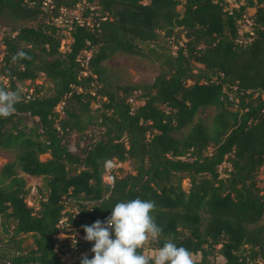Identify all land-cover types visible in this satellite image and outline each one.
<instances>
[{
    "label": "trees",
    "instance_id": "trees-1",
    "mask_svg": "<svg viewBox=\"0 0 264 264\" xmlns=\"http://www.w3.org/2000/svg\"><path fill=\"white\" fill-rule=\"evenodd\" d=\"M79 5L80 16H71ZM250 10L251 30L240 34ZM1 22L8 28L0 85L42 83L0 118V151L15 152L0 171V264H80L58 255L59 222L67 217L85 234L83 225L136 198L155 201L163 228L145 252L172 240L199 255L193 264H217V256L222 264H259L264 0H0ZM161 36L173 40L175 54ZM61 39L69 41L65 51ZM18 52L31 58L13 62ZM119 53L160 72L149 84L122 87L104 65ZM109 161L111 185L103 182ZM18 171L44 181L35 210Z\"/></svg>",
    "mask_w": 264,
    "mask_h": 264
},
{
    "label": "clouds",
    "instance_id": "clouds-1",
    "mask_svg": "<svg viewBox=\"0 0 264 264\" xmlns=\"http://www.w3.org/2000/svg\"><path fill=\"white\" fill-rule=\"evenodd\" d=\"M30 58L18 52L11 59L16 62ZM21 93L22 89L13 91L0 85V118H9L16 112V105L23 99ZM156 213L152 200L136 198L117 202L106 220L82 226L84 240L93 244L94 255L89 259L83 254L80 264H193V254L172 240H165L163 246L155 250L154 257L145 255L146 245L158 244L163 236ZM75 243L74 240L73 245Z\"/></svg>",
    "mask_w": 264,
    "mask_h": 264
},
{
    "label": "rangeland",
    "instance_id": "rangeland-1",
    "mask_svg": "<svg viewBox=\"0 0 264 264\" xmlns=\"http://www.w3.org/2000/svg\"><path fill=\"white\" fill-rule=\"evenodd\" d=\"M83 9V5H79L76 10H74L71 14L73 17H79L80 13ZM180 9V7H178ZM254 10H250L248 15L244 16V21L241 22L240 29L239 31L240 34L248 32L251 30V25L252 22L248 19L250 15ZM61 20H59L58 23H60ZM8 28L7 24L5 22L0 23V32H1V37L4 34V30ZM159 42L165 43L168 48L172 51V54H175V51L177 47L172 43L173 40H167L163 39L162 36L159 39ZM69 44V41L67 39H61L60 41V50L65 51L67 49V45ZM108 68H111L113 71L117 73L118 79H119V84L122 87H132V86H142L144 84H149L153 81V79L159 74L160 68L157 64L150 62L149 60H146L144 58H140L138 56H132V55H126V54H116L114 57H112L110 60L106 61L104 63ZM42 83L41 79H38L37 82L31 83L30 81H25L23 84H20V88L22 89L23 93H31L32 90L34 89L35 85L38 84L40 85ZM140 93L137 92L134 94V97L131 98L130 102L133 101V105H138L140 104L139 101L135 99V97L139 96ZM97 105L92 104V108H96ZM212 115V110H207L203 113L202 117L203 118H210ZM92 130L89 131L91 133ZM75 137L73 136L72 142L75 144ZM49 156L43 155L40 156V160L44 161L48 159ZM15 160V152H1L0 151V171L3 166H5L8 163H12ZM104 170L105 174L103 175V182L105 184L108 183V171L111 170L112 165L107 163L104 164ZM125 172H129L131 165L130 163L123 164L121 166ZM18 176L21 177L24 182H25V187L28 189V194L25 198V202L28 207H31L33 210L37 209L38 207V202L44 197L45 195V186H44V181L42 178L38 177H32L23 174L22 172L18 171L17 172ZM259 179L264 182V165L260 169L259 172ZM183 188L187 189L188 188V182L185 180L183 182ZM64 205L66 207V212L71 213L74 212L76 215V210L77 207L73 205L72 202H70L67 198L64 199ZM73 215V216H74ZM64 221H67V217L63 219ZM264 222V219H263ZM61 238V236H59ZM23 245L26 248H31L32 247V239L27 236L23 238ZM148 245V244H147ZM146 245V246H147ZM63 248L58 249V253H63ZM146 255L150 257L155 256V250H146L145 252ZM216 262L217 264H222L223 261L222 259L217 256L216 257ZM78 258H75L69 262L75 261ZM193 260L199 259V255L192 256ZM68 262V263H69Z\"/></svg>",
    "mask_w": 264,
    "mask_h": 264
},
{
    "label": "built area",
    "instance_id": "built-area-1",
    "mask_svg": "<svg viewBox=\"0 0 264 264\" xmlns=\"http://www.w3.org/2000/svg\"><path fill=\"white\" fill-rule=\"evenodd\" d=\"M49 2L44 3V8L48 7ZM1 32H0V62L3 55V45L1 42ZM111 164V170L114 168L113 162H106L105 164ZM110 170V171H111ZM110 171H108V185H111L113 183L112 175L110 174ZM76 215L73 216L75 218ZM64 219V218H63ZM61 220L58 224L59 233L57 235V243H56V251L58 252V249L63 248V253H58L60 257L66 262H69L75 258L82 257L83 254H87L89 251H91V248L93 247L92 243H88L84 240L85 234L81 232L80 227H77L73 225V223L69 221ZM61 236V238L59 237ZM75 240V245H73V242ZM259 264H264V258L258 259Z\"/></svg>",
    "mask_w": 264,
    "mask_h": 264
}]
</instances>
